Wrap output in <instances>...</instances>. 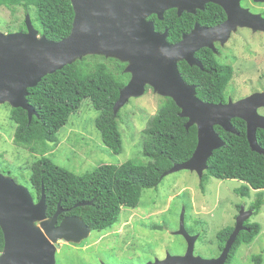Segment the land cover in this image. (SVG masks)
<instances>
[{
  "label": "trees",
  "instance_id": "trees-1",
  "mask_svg": "<svg viewBox=\"0 0 264 264\" xmlns=\"http://www.w3.org/2000/svg\"><path fill=\"white\" fill-rule=\"evenodd\" d=\"M0 6L13 11L23 6L26 13L34 9L35 20L40 24V28L36 27L41 34L53 40L68 36L73 26L75 11L71 0H0ZM150 19L155 21L158 31H169L168 40L173 43L180 41L197 22L206 26L221 23L225 19V12L215 3H209L196 13L185 11L179 15L177 9L173 8L165 12L164 19L156 14L151 15ZM20 29L26 30L24 21ZM196 56L202 61L204 69L183 60L179 62L182 76L188 83L197 86L198 97L203 101L226 102L227 89L235 77L234 67L219 61L210 49L202 48ZM127 64L104 55H86L47 74L37 86L28 89V102L37 111L31 121L26 109L12 107L11 119L16 125L15 144L41 154L29 165L31 175L27 186L36 201L45 191L48 217L54 215L60 204L64 211L59 221L65 216L79 215L92 231L110 230L120 221L123 207H138L145 190L158 186L166 171L193 155L198 143L197 125L187 129L188 118L180 115L181 108L173 98L162 96L157 113L149 120L144 131L143 155L147 158L146 162L129 160L121 164H100L92 171L78 174L46 156L59 144L61 128L69 123L85 98H89L99 112L96 126L103 143L115 153L123 151L118 122L120 111L115 114L114 105L121 89L131 78V74L125 72ZM150 88L147 86L146 91ZM232 122L238 133L228 132L220 125L215 126L225 144L215 149L209 158L200 185L204 190L205 179L211 175L245 182L237 191L249 197L252 189L257 190V197L251 204L256 214L264 202V154L252 150L246 121L236 117ZM257 135L264 148V129L260 128ZM0 171L17 181L12 170L0 166ZM88 201L92 203L75 206ZM246 225L250 230L239 233L227 264L235 258L241 244L251 243L261 232V224L256 221L247 222ZM233 230L234 226L228 225L218 232L220 251ZM4 246L5 237L0 226V253ZM252 262L263 264V256L254 255Z\"/></svg>",
  "mask_w": 264,
  "mask_h": 264
},
{
  "label": "water",
  "instance_id": "water-1",
  "mask_svg": "<svg viewBox=\"0 0 264 264\" xmlns=\"http://www.w3.org/2000/svg\"><path fill=\"white\" fill-rule=\"evenodd\" d=\"M75 16L71 32L61 40H53L35 26L30 13L26 15V31L5 33L0 31V105L8 102L12 107L28 111L29 120L37 114L28 102V89L35 87L47 74L62 69L86 55H104L127 62L125 72L131 74L121 89L114 105L118 114L131 97L145 93L147 86L164 97H171L181 108L180 115L187 117L186 128L198 127V143L193 155L183 163L174 164L162 177L188 169L200 179L208 168V160L215 149L225 142L215 129L220 125L226 131L238 133L232 119L241 118L247 123V137L252 150L264 154L258 141V130L264 129V91L254 92L228 103L203 101L198 97L197 86L188 83L179 68L180 61L204 69L196 53L203 47L215 49V41H225L238 26L264 29V19L242 9L239 2L234 12L225 0H71ZM217 2L224 6L229 18L216 26H203L197 22L180 41L168 40L169 31L160 32L150 16L164 19L169 9L196 13L206 3ZM79 202L75 206L90 204ZM58 208L52 217L47 215V198L36 201L28 186L18 183L12 176L0 171V226L5 246L0 253V264H56L60 241L80 243L88 238L91 228L79 215L65 216ZM253 210L243 206L235 228L221 252L214 258L195 254L199 235L189 233L186 227V208L180 218L176 234L185 237L187 249L183 255H168L146 264H227L230 252L243 229L244 221ZM105 264V263H103Z\"/></svg>",
  "mask_w": 264,
  "mask_h": 264
},
{
  "label": "rangeland",
  "instance_id": "rangeland-1",
  "mask_svg": "<svg viewBox=\"0 0 264 264\" xmlns=\"http://www.w3.org/2000/svg\"><path fill=\"white\" fill-rule=\"evenodd\" d=\"M12 11L0 6V31L16 32L23 21L25 23L28 13L23 6ZM29 13L35 26L40 28L35 20V10ZM250 39L252 50L248 51L244 44L238 45L240 48L236 46L241 61L235 66V80L243 92L264 86L259 80L264 73V35H250ZM161 102L162 96L152 87L129 99L118 115L123 151L115 153L103 143L96 126L99 112L90 99L85 98L69 123L61 128L59 144L46 156L78 174L92 171L100 164H121L129 160L146 162L144 131ZM11 111L8 102L0 105V166L12 170L17 182L27 186L31 175L29 165L41 154L15 144L16 125L11 119ZM200 181L199 175L188 169L165 175L158 186L144 191L138 207H123L120 221L110 230L91 231L80 243L61 240L56 264H146L157 258L163 259L168 253L183 255L187 241L176 231L184 207L187 208V230L193 235H202L196 242L195 254L216 257L219 253L218 232L225 226L235 225L239 206L251 205L258 192L252 189L249 197L240 195L237 189L245 182L239 179L211 175L205 179L204 190ZM251 221L261 224V232L251 243L239 246L230 264H254L253 257L258 254L263 256L264 264V202Z\"/></svg>",
  "mask_w": 264,
  "mask_h": 264
},
{
  "label": "flooded vegetation",
  "instance_id": "flooded-vegetation-1",
  "mask_svg": "<svg viewBox=\"0 0 264 264\" xmlns=\"http://www.w3.org/2000/svg\"><path fill=\"white\" fill-rule=\"evenodd\" d=\"M225 2L228 4V6L231 9L234 10V12L237 11L238 2H239L242 9H247L251 13H253L255 15H259L264 19V0H225ZM209 3H215L216 5H218L219 7H221L223 9V11L225 12V19L219 24L224 23L229 18V13L227 12V10L224 8V6H222L221 4H219L217 2H208V3H206V5ZM200 10H203V9H200ZM219 24H217V25H219ZM203 26H206V25H203ZM214 26H216V25H214ZM17 31H26V30L19 29ZM250 35H252V36L264 35V29L255 30L251 26H238L236 30L232 31L230 36L225 41H222V40L215 41V43H214L215 49L210 48V47H203V48L212 50L213 53H215L217 55L219 61H221L227 65H231L235 69V66L238 65V62L240 63V61H241V59L238 56L236 46L239 47L238 45L244 44L245 48H249L248 51L253 49V43L250 39ZM173 43H175V42H173ZM259 80L262 81V83L264 82V73L259 76ZM263 91H264V86H258V87H253L251 90H249L247 92L246 91L243 92L239 86V83L235 80V77H234V79L232 80V82L230 83V85L227 89V101L224 103H228L230 101V99H232L233 101H237V100L244 98V97H246V96H248L254 92H263ZM262 110L264 111V107H261L259 109V112L264 115ZM91 203H92V201H91ZM244 206H245V210H253L254 211L253 215H255V209H253L252 205H247L245 203ZM241 207L242 206H239L238 213L235 216V225L237 223V218L239 216ZM252 216L244 221V226L247 229H243V230H245V231L250 230L248 228V226L246 225V223L247 222H253V221H251ZM235 225H233L234 228H235ZM218 250H219V243H218ZM222 250L221 251L219 250V253L217 256H219L221 254Z\"/></svg>",
  "mask_w": 264,
  "mask_h": 264
},
{
  "label": "clouds",
  "instance_id": "clouds-1",
  "mask_svg": "<svg viewBox=\"0 0 264 264\" xmlns=\"http://www.w3.org/2000/svg\"><path fill=\"white\" fill-rule=\"evenodd\" d=\"M33 20V19H32ZM34 23V22H33ZM41 34V33H40Z\"/></svg>",
  "mask_w": 264,
  "mask_h": 264
}]
</instances>
